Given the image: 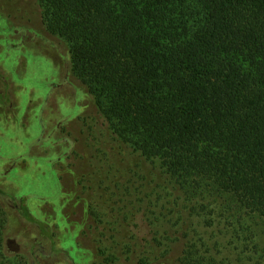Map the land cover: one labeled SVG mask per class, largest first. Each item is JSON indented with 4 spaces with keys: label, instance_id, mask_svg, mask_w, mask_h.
<instances>
[{
    "label": "rangeland",
    "instance_id": "1",
    "mask_svg": "<svg viewBox=\"0 0 264 264\" xmlns=\"http://www.w3.org/2000/svg\"><path fill=\"white\" fill-rule=\"evenodd\" d=\"M0 190V264H264L262 221L113 131L38 0H0Z\"/></svg>",
    "mask_w": 264,
    "mask_h": 264
},
{
    "label": "trees",
    "instance_id": "2",
    "mask_svg": "<svg viewBox=\"0 0 264 264\" xmlns=\"http://www.w3.org/2000/svg\"><path fill=\"white\" fill-rule=\"evenodd\" d=\"M38 1L120 138L264 224V0Z\"/></svg>",
    "mask_w": 264,
    "mask_h": 264
}]
</instances>
